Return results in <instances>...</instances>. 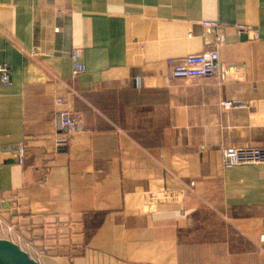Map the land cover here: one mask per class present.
<instances>
[{"label":"crops","instance_id":"crops-1","mask_svg":"<svg viewBox=\"0 0 264 264\" xmlns=\"http://www.w3.org/2000/svg\"><path fill=\"white\" fill-rule=\"evenodd\" d=\"M215 48L224 80L171 77ZM2 64L0 216L33 259L264 264V164L221 152L264 147V0H0ZM58 109L83 129L61 131ZM210 211L230 217L221 249L195 242Z\"/></svg>","mask_w":264,"mask_h":264},{"label":"built area","instance_id":"built-area-1","mask_svg":"<svg viewBox=\"0 0 264 264\" xmlns=\"http://www.w3.org/2000/svg\"><path fill=\"white\" fill-rule=\"evenodd\" d=\"M204 31L206 34L212 33L216 36V44L223 43V37L220 34L221 25L214 21H205L203 23ZM235 27L238 31L243 32L250 27L236 24ZM71 59L73 62V77L77 78L87 72V68L79 61V54L72 53ZM228 74V70L223 65L220 59V53L217 48L206 50L201 54L189 55L183 59L179 64H176L172 70L171 77L180 80H192L203 78L218 77L224 80ZM12 80V69L8 64L0 65V83L3 86H9ZM66 102L65 99H57V105H62ZM221 106L226 110H231L236 107L232 101L224 100ZM58 128L67 133H78L82 127L81 115L79 113H72L66 110L58 109L55 113ZM221 152L224 159V166L226 168H234L239 166L259 165L264 164V147L254 148H224L221 147ZM18 161L20 164L24 163L26 151L23 144L18 148ZM59 225V223H58ZM0 229L5 233H9V241L16 243L23 249L25 244L29 249L30 246L24 242L16 233L15 228L8 226L0 216ZM19 239V242H16Z\"/></svg>","mask_w":264,"mask_h":264},{"label":"rangeland","instance_id":"rangeland-1","mask_svg":"<svg viewBox=\"0 0 264 264\" xmlns=\"http://www.w3.org/2000/svg\"><path fill=\"white\" fill-rule=\"evenodd\" d=\"M200 218L203 219L202 222L206 223L205 226H202L198 230V234L195 238L196 243H200L201 247L214 246L217 249L223 248L225 239L223 236L224 227L223 225H229V218L224 213L218 212H208L206 214L200 215ZM205 264H224L226 261L221 259L215 260H205Z\"/></svg>","mask_w":264,"mask_h":264},{"label":"water","instance_id":"water-1","mask_svg":"<svg viewBox=\"0 0 264 264\" xmlns=\"http://www.w3.org/2000/svg\"><path fill=\"white\" fill-rule=\"evenodd\" d=\"M0 264H40L12 241L0 239Z\"/></svg>","mask_w":264,"mask_h":264}]
</instances>
